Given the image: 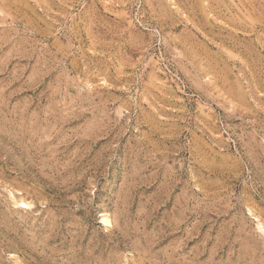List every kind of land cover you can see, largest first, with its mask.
I'll return each mask as SVG.
<instances>
[{"label": "rangeland", "instance_id": "374dc122", "mask_svg": "<svg viewBox=\"0 0 264 264\" xmlns=\"http://www.w3.org/2000/svg\"><path fill=\"white\" fill-rule=\"evenodd\" d=\"M260 223L264 0H0V264H264Z\"/></svg>", "mask_w": 264, "mask_h": 264}, {"label": "bare ground", "instance_id": "6f19581e", "mask_svg": "<svg viewBox=\"0 0 264 264\" xmlns=\"http://www.w3.org/2000/svg\"><path fill=\"white\" fill-rule=\"evenodd\" d=\"M24 203V202H23ZM26 204V203H25ZM26 206H28V205H26ZM101 222H102V224L106 227V228H108V227H110L111 226V220L109 219V217L106 215V214H103L102 215V220H101ZM260 226H261V229L263 230V232H264V227H263V225H261V223H260Z\"/></svg>", "mask_w": 264, "mask_h": 264}]
</instances>
